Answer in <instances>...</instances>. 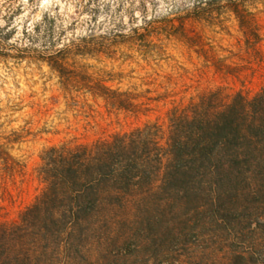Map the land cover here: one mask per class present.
Listing matches in <instances>:
<instances>
[{
    "label": "rangeland",
    "instance_id": "1",
    "mask_svg": "<svg viewBox=\"0 0 264 264\" xmlns=\"http://www.w3.org/2000/svg\"><path fill=\"white\" fill-rule=\"evenodd\" d=\"M210 1L16 0L12 43L29 45L22 31L47 19L51 52L83 39L95 44L67 55L68 67L83 77L78 87L64 86L48 61L0 58V145L25 167L13 178L0 163V221H19L42 192L38 168L47 148L165 123L173 107L209 90L255 96L264 89V0L243 3L258 39L228 0ZM145 21L151 31L143 30ZM98 86L130 95L138 113L113 109ZM237 187L200 211L148 216L156 224L123 230L133 236L121 246L82 250L75 264H264V182Z\"/></svg>",
    "mask_w": 264,
    "mask_h": 264
},
{
    "label": "trees",
    "instance_id": "2",
    "mask_svg": "<svg viewBox=\"0 0 264 264\" xmlns=\"http://www.w3.org/2000/svg\"><path fill=\"white\" fill-rule=\"evenodd\" d=\"M15 2L0 0V58L48 61L64 86L78 87L83 77L68 67L66 58L89 50L94 39L51 52L54 31L46 19L22 31L29 45L12 43L18 31L13 23L21 11ZM228 2L258 39L253 20L243 9L245 0ZM214 4L218 0L208 3ZM145 24L143 30L151 31L152 22ZM133 34L144 35L138 29ZM39 42L41 49L34 47ZM96 94L113 109L139 111L127 93L98 86ZM0 163L8 176L24 173V165L5 145H0ZM38 177L42 192L19 221H0V264H75L82 250L121 246L133 236L120 234L123 230L156 224L148 216L200 211L237 192L241 183L264 182V89L255 96L209 90L173 107L165 123H147L90 143L51 146L41 154Z\"/></svg>",
    "mask_w": 264,
    "mask_h": 264
}]
</instances>
